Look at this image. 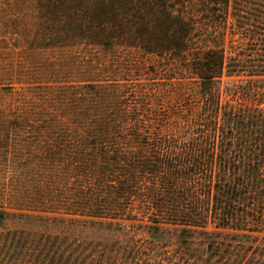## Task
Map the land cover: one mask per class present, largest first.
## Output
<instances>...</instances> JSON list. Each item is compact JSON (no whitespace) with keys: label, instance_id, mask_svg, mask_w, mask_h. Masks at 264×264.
Returning a JSON list of instances; mask_svg holds the SVG:
<instances>
[{"label":"trees","instance_id":"trees-1","mask_svg":"<svg viewBox=\"0 0 264 264\" xmlns=\"http://www.w3.org/2000/svg\"><path fill=\"white\" fill-rule=\"evenodd\" d=\"M35 2L53 46L155 55L169 87H82L73 130L31 169H50L51 195L0 209V264H264V0ZM57 219L60 233L36 223ZM81 224L109 233L86 240ZM131 231L177 245L129 247Z\"/></svg>","mask_w":264,"mask_h":264},{"label":"rangeland","instance_id":"rangeland-1","mask_svg":"<svg viewBox=\"0 0 264 264\" xmlns=\"http://www.w3.org/2000/svg\"><path fill=\"white\" fill-rule=\"evenodd\" d=\"M40 21L35 0H0V114L3 117L0 120L3 123L0 125V209L9 213L33 210L38 206L35 202L38 193L48 197L53 192L46 186L47 179L42 181L50 169L37 166L49 163L41 158L44 149L55 147V138L69 134L76 118L81 117L85 108L84 95L81 97L84 85L116 82L130 88L143 83L151 95L169 87L161 76L164 69L155 55L132 49L114 53L82 45L53 46L42 35L48 31L40 33ZM152 67L157 75L151 74ZM230 80L223 78V82ZM162 104L161 111L165 110L166 101ZM152 106L159 111V106L154 103ZM163 116V112L156 113L159 120ZM13 120L19 126L11 125ZM54 121H60L61 127H53ZM33 163L38 165L32 171ZM36 223L45 227L54 224L56 228L49 231L55 233L69 224L66 219ZM78 227L76 232L82 233L86 240L99 239V232L109 233L95 224ZM113 235H119L123 241L128 239L123 231L112 232L110 237L102 239L110 240ZM129 235L131 239H143L129 245L133 248L146 247L149 245L146 240L173 247L178 241V235L172 231L169 234L131 231ZM142 261L148 262L134 260L133 263Z\"/></svg>","mask_w":264,"mask_h":264}]
</instances>
